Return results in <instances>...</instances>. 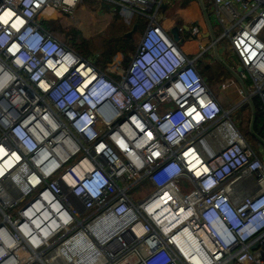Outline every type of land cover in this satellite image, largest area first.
<instances>
[{"label":"built area","instance_id":"1","mask_svg":"<svg viewBox=\"0 0 264 264\" xmlns=\"http://www.w3.org/2000/svg\"><path fill=\"white\" fill-rule=\"evenodd\" d=\"M79 1L0 0V264L89 240L100 264H264V162L160 23L164 0H101L147 22L126 64L44 27ZM213 2L264 109V0Z\"/></svg>","mask_w":264,"mask_h":264},{"label":"rangeland","instance_id":"2","mask_svg":"<svg viewBox=\"0 0 264 264\" xmlns=\"http://www.w3.org/2000/svg\"><path fill=\"white\" fill-rule=\"evenodd\" d=\"M176 0H164V4L175 2ZM211 0H203L205 8L211 14L212 9L210 7ZM212 3V2H211ZM214 14V11H213ZM54 18H49L43 21L44 27H46L53 35L57 36L60 40L71 44V46L81 55L94 61L95 64L103 62H109L121 59L123 64L128 62L130 55H132L133 50L126 52L120 47H114L112 50H108L107 38L114 35H119L121 32H126V35L131 31L130 36L132 38L133 47L139 41L140 34L142 33L146 20L142 19L140 15L134 14L130 20H124L116 7L110 5L107 2L101 0H80L77 2L72 14L70 16H56ZM159 21L161 22L162 15H158ZM222 23L225 28H233V21L227 22V20L222 17ZM134 22H140L133 32ZM225 24H224V23ZM230 30V29H227ZM233 30H230V33ZM222 32V28H218L217 34ZM170 34L180 36L179 46L181 49H185L186 43L182 40L181 33L178 27H173L170 30ZM227 35V34H226ZM221 42H218V45ZM225 47H230L228 44V39L223 36L222 43ZM135 48V47H134ZM230 50V48L228 49ZM116 55V56H115ZM118 55V57H117ZM246 84L250 83L249 79H244ZM245 105H247L245 103ZM250 120V110L246 111V115L243 120L237 121L236 128L242 134L243 138L253 150V152L258 155L264 161V146L258 142L248 131ZM178 186L183 189H189L190 184L186 180H179ZM153 186L148 183V181L143 180L138 183L135 190L132 192L135 198H142L147 193L153 190ZM249 192L244 190V193ZM24 264H40L36 261L28 262Z\"/></svg>","mask_w":264,"mask_h":264},{"label":"crops","instance_id":"3","mask_svg":"<svg viewBox=\"0 0 264 264\" xmlns=\"http://www.w3.org/2000/svg\"><path fill=\"white\" fill-rule=\"evenodd\" d=\"M235 6L239 7V4L235 3ZM210 7L212 9L211 14L208 11L207 12L214 34L218 38V54L229 66V69L214 57L213 49L211 47L212 41L210 36L207 34L208 29L197 0H176L175 2L169 3V5L163 4L160 12L162 15L160 23L167 31H169V33L175 26L178 27V29L183 27V31H179L181 33L182 40L187 45L184 50L182 49V51L191 58L198 55L197 61L195 62L197 69L214 92L221 107L230 112V118L236 126L237 121L243 120L246 115V111H249L250 108L247 100L243 97L244 91L241 84L232 74V70L236 71V69L240 66L239 62L232 53V50H228L230 47H225L221 44L223 36L227 39L228 36L224 33V25L220 23L219 17L221 18V21H223L222 17H224L227 22L231 21H229L224 15L220 16V13H217L213 0L210 1ZM188 24L195 25L198 33L191 35ZM219 26L222 28V32L217 34ZM231 30H233V28ZM219 41L221 43L218 45ZM116 59L118 60V58ZM238 74L241 77L240 72H238ZM242 80L246 89H248L250 83L247 85L245 80ZM245 103L247 105H245Z\"/></svg>","mask_w":264,"mask_h":264},{"label":"bare ground","instance_id":"4","mask_svg":"<svg viewBox=\"0 0 264 264\" xmlns=\"http://www.w3.org/2000/svg\"><path fill=\"white\" fill-rule=\"evenodd\" d=\"M70 1L71 0H67ZM47 15H55L58 16H65L64 14L58 13L51 9H46L44 11ZM66 17V16H65ZM219 133L216 130V134ZM209 143H212L211 138L209 136L206 139ZM11 161H7L4 163L5 168H9L11 165ZM4 171V167H0V174ZM12 177L18 181V172H13ZM92 230V229H91ZM138 234H140V229L137 230ZM92 231L89 232V234ZM112 233V232H111ZM101 241L98 244H94L92 241H87V244L82 249L73 248L71 250L66 249V247H60L56 253L50 255L47 259L45 264H100L104 257V250ZM201 262L195 260V264H200Z\"/></svg>","mask_w":264,"mask_h":264},{"label":"water","instance_id":"5","mask_svg":"<svg viewBox=\"0 0 264 264\" xmlns=\"http://www.w3.org/2000/svg\"><path fill=\"white\" fill-rule=\"evenodd\" d=\"M197 1L199 3V6H200V9H201L203 18L205 20V23H206V26H207V29H208L207 34L210 36L211 41H212L211 47L213 49L214 57L221 64H223L225 67H227L229 69V66L225 63L224 60H222V58L218 54V50H217V41H218V38L214 34V30L212 28L211 21L209 19V15H208V12H207V10L205 8L204 2H203V0H197ZM136 27H137L136 25L133 26L132 32L136 29ZM130 33H131V31L127 35H130ZM172 37H173L174 41L179 42V36L178 35H173ZM241 69H242L241 66H239L236 69V71H233L232 70V74L234 75V77L241 84L242 89L244 91V94L247 95L248 94V91L246 89V86H245L242 78L238 74V72H241ZM246 100H247V102L249 104L250 113H251L250 114L248 131H249L250 135H252L256 140H258V142L260 144H262L264 146V139L259 134H257L256 131L254 130V124H255V120H256V109H255V106H254V104L252 102V99L250 97H248ZM227 264H233V263L231 261H229Z\"/></svg>","mask_w":264,"mask_h":264},{"label":"trees","instance_id":"6","mask_svg":"<svg viewBox=\"0 0 264 264\" xmlns=\"http://www.w3.org/2000/svg\"><path fill=\"white\" fill-rule=\"evenodd\" d=\"M140 22H134L132 25L139 26ZM138 28V27H137ZM136 28V29H137ZM108 50L114 47H120L127 53L134 49L132 44V38L126 35V32H121L119 35L112 34L107 38L106 44ZM252 102L256 109V120L254 124V130L264 139V109L261 103V99L258 96H253Z\"/></svg>","mask_w":264,"mask_h":264}]
</instances>
